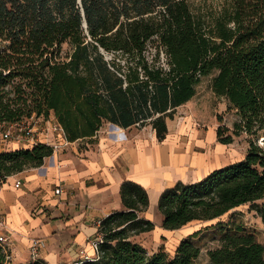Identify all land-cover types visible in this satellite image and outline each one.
Listing matches in <instances>:
<instances>
[{"label":"trees","instance_id":"16d2710c","mask_svg":"<svg viewBox=\"0 0 264 264\" xmlns=\"http://www.w3.org/2000/svg\"><path fill=\"white\" fill-rule=\"evenodd\" d=\"M189 1L0 0V124L52 117L66 142L87 145L105 124L150 125L160 142L166 119L211 77L213 94L236 115L231 134L216 129L217 141L249 138L241 160L160 193L163 230L215 221L181 239L172 256L162 249L148 254L134 240L154 225L143 217L147 192L124 181L122 209L99 221L96 256L81 264H193L200 251L191 239L208 229L219 232L218 247L206 253L209 264H264V245L252 232L231 215L219 221L248 205L264 223V152L255 143L264 141V0H224L206 15ZM52 153L41 143L1 152L0 183L40 167ZM6 256L0 248V264H10Z\"/></svg>","mask_w":264,"mask_h":264},{"label":"crops","instance_id":"0c3cea01","mask_svg":"<svg viewBox=\"0 0 264 264\" xmlns=\"http://www.w3.org/2000/svg\"><path fill=\"white\" fill-rule=\"evenodd\" d=\"M193 100L194 97L166 119L167 133L160 142L150 125L122 129L107 124L95 134L92 145L82 148L78 142H66L61 132L56 137L47 135L49 143L58 140L60 150L45 158L40 167L0 183V234L8 237L9 263L32 262L29 247L34 239L43 243L37 260L44 264L70 263L80 250L92 256L88 240L96 237L101 219L122 209L119 187L124 181L143 188L148 206H152L163 190L177 182L199 181L213 170L241 160L242 157L234 160L232 143L217 141L215 124H194L197 107ZM179 113L183 117H178ZM36 136L44 142L43 134L38 132ZM27 148L0 141V153ZM18 179L21 184L15 188ZM148 208L143 217L153 221L152 232L160 231V237L187 236L184 234L189 232L185 230L188 225L163 230L161 220L155 222Z\"/></svg>","mask_w":264,"mask_h":264},{"label":"rangeland","instance_id":"374dc122","mask_svg":"<svg viewBox=\"0 0 264 264\" xmlns=\"http://www.w3.org/2000/svg\"><path fill=\"white\" fill-rule=\"evenodd\" d=\"M223 2L224 0H190L189 6L194 13L206 15L210 11L212 13L218 10ZM1 47L2 46L0 44V50ZM66 51L67 47L66 45H63L62 55H64ZM149 53L150 54L148 55V59H150L151 55L154 53L153 49H150ZM159 60L160 63L164 65L165 57L161 51L159 53ZM193 97V101H195L197 107V111L194 115V124L196 126L199 125L206 127V125L209 126L210 124H215L217 128H227V134H231L232 123L236 120L235 112L233 110L227 109V103L223 98L216 97L213 94L211 90V77H207L200 82V84L196 87L195 95ZM178 117H183V113H179ZM38 124L39 126L41 125L40 122ZM106 125L107 124L103 125L102 127ZM7 128L9 130V127H6V129ZM54 136L56 137V134ZM248 139V136L244 133H240L238 136H233L232 145L234 150V160H237L241 157L243 158L248 147ZM55 142L58 145V140H56ZM84 143L81 142L78 147H85ZM255 143L264 152L263 139L260 137L255 140ZM59 150L60 147H58L56 152H58ZM260 203H264V199L258 201V204ZM148 207V214L154 217L155 222L160 221L161 215L157 210L156 204ZM229 215H231L232 220L242 223L248 231L256 234L259 242L264 245V223L254 211L248 210V205L240 206L235 210L230 211L228 214L221 217L219 221L225 222ZM150 222L153 223L152 220H150ZM212 223H215V221ZM212 223L210 222V224ZM210 224L193 222L185 228V230H188L189 232L184 235L193 233L194 231L202 228L204 225L206 226ZM159 233L160 231L157 230L155 232L151 231L149 233L140 234L134 237V240L139 243L148 254L162 249L168 256H172L179 239L185 238V236L183 235L181 236V238L178 235L174 237L172 236L173 234H165V237H160ZM218 238L219 232L216 229H208L202 231L199 235L191 239L192 244L198 247L200 251L198 258L193 262V264H209L206 253L208 250H212L218 247Z\"/></svg>","mask_w":264,"mask_h":264},{"label":"built area","instance_id":"2783aa9c","mask_svg":"<svg viewBox=\"0 0 264 264\" xmlns=\"http://www.w3.org/2000/svg\"><path fill=\"white\" fill-rule=\"evenodd\" d=\"M39 122L40 121H37L31 117L28 120H23L21 122L11 125L0 124V141L2 143L9 141L16 142L22 145H26L29 148L32 145L41 143L38 137L36 136L37 133L40 132L44 136V142L41 144L49 145L52 148L53 153H55L59 146L56 144V142L49 143L46 138L47 135L49 134L53 136L59 132L62 133L59 125L54 120H51V118L47 119L44 122H40L41 127L38 124ZM6 127H9V130L8 128L6 129ZM20 184L21 181L18 179L15 181L14 187L18 188ZM1 225H3V220L0 218V226ZM7 242H8V237L5 234H0V248L2 249L3 253L6 255H7L6 253ZM88 242L92 250V256H89L83 250H80L77 254V257L73 261H71L70 263H62V264H81L83 261L93 259L96 256L98 244L101 242V240L99 237H94L92 239H89ZM42 246L43 243L39 239H34L31 241L29 252L32 262L38 261L37 253L40 247ZM6 259H8V256H6Z\"/></svg>","mask_w":264,"mask_h":264},{"label":"water","instance_id":"95a60500","mask_svg":"<svg viewBox=\"0 0 264 264\" xmlns=\"http://www.w3.org/2000/svg\"><path fill=\"white\" fill-rule=\"evenodd\" d=\"M84 28L86 27V24H85V22H83V25H82ZM112 126H114V125H112Z\"/></svg>","mask_w":264,"mask_h":264}]
</instances>
